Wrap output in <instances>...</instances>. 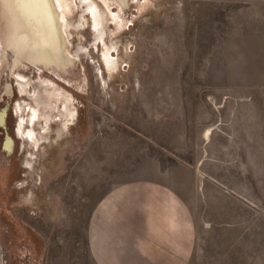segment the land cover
I'll return each mask as SVG.
<instances>
[{"label": "rangeland", "instance_id": "rangeland-1", "mask_svg": "<svg viewBox=\"0 0 264 264\" xmlns=\"http://www.w3.org/2000/svg\"><path fill=\"white\" fill-rule=\"evenodd\" d=\"M59 1L51 18L0 3V264H89L88 214L108 185L134 178L140 137L181 156L179 178L189 169L208 249L264 254V0H92L97 48L91 16ZM42 81L56 108L42 106L51 122L34 150L16 134V104Z\"/></svg>", "mask_w": 264, "mask_h": 264}, {"label": "crops", "instance_id": "crops-1", "mask_svg": "<svg viewBox=\"0 0 264 264\" xmlns=\"http://www.w3.org/2000/svg\"><path fill=\"white\" fill-rule=\"evenodd\" d=\"M139 140L134 178L108 185L88 214L89 264H264L253 246L241 256L215 245L208 249L206 229L200 232L192 214L199 201L191 195L189 169L187 179L179 178V155Z\"/></svg>", "mask_w": 264, "mask_h": 264}, {"label": "flooded vegetation", "instance_id": "flooded-vegetation-1", "mask_svg": "<svg viewBox=\"0 0 264 264\" xmlns=\"http://www.w3.org/2000/svg\"><path fill=\"white\" fill-rule=\"evenodd\" d=\"M89 1H91L93 3L92 0H89ZM60 7H61V5H60ZM97 8L100 10L98 5H97ZM85 15H88V14L85 13ZM68 25H69V22L66 21V26H68ZM102 26H104V23H103ZM103 31H104V28H103ZM104 33H105V31H104ZM104 38H105V36H104ZM94 39H95V37H94ZM99 43H100V41L94 43L93 44L94 47L97 48ZM11 72H12V77L14 78V80L19 85L24 84L26 86H30L32 84V80H30V79H28V78L16 73L14 70L11 71ZM39 85L41 86L40 91L36 92V94H35V96H34V98L32 100H30V101L29 100H21V101H19L16 104V107L19 109V113H20L18 115V121H17V124H16V134L21 139L22 138L25 139V138L36 137L37 136L36 133L32 132V130H34L33 129V124L38 122V121H40V120L43 121V124L45 123V126L41 127V134H39V135H45L46 131L48 130V124L51 122V120H50V122L48 123V121L46 122V118L44 119V117H47V114H46L45 111H43L42 106H44L45 110L48 107H45V105L42 104V102L44 100H42L40 98L41 97V91L44 92V88H45L44 81H42ZM36 105H37V107H36ZM50 107H52L54 109L56 108L55 105H51ZM66 109H68V110H66L64 112H60V113L57 114L59 116L58 119H60V120L64 119L63 122H62V125H61L63 130H65L68 127V125L71 124V122L73 120V115H74L73 112H68L71 109L70 105L68 106L66 104ZM51 113H52V111H51ZM41 116H44V117L41 119ZM21 124H23V127H21ZM20 128H21V130H20ZM24 130H26V131H24ZM8 145H9L8 142H6L4 144L3 147H4L5 150L8 149ZM32 161H33V159H32ZM32 161L31 160H29V162L26 161L25 164H24V167L26 169H32Z\"/></svg>", "mask_w": 264, "mask_h": 264}, {"label": "bare ground", "instance_id": "bare-ground-1", "mask_svg": "<svg viewBox=\"0 0 264 264\" xmlns=\"http://www.w3.org/2000/svg\"><path fill=\"white\" fill-rule=\"evenodd\" d=\"M95 4V5H94ZM61 4H60V1L59 0H57V4L54 6V5H52L51 3H50V6L46 9L47 10V14H48V16L51 18L52 17V11L53 10H56L57 8H59V6H60ZM78 6L79 7H83V9L81 10V12H82V15L83 14H85V13H87L88 15H90L91 16V20H92V23H93V27L96 29V35H95V41H94V43H96V42H99V41H102V42H104V36H105V33H104V31H103V19H102V12H101V10H99L98 8H97V4L96 3H92L91 1H89V0H78ZM54 18V17H53ZM104 44V43H103ZM102 44V45H103ZM106 49V48H105ZM107 55H109L107 52H106V50H105V52H104V58H105V62H107V65H109V62H110V60H109V56H107ZM24 68V67H23ZM26 68V67H25ZM14 69H11V71H13ZM99 73L101 74V68L99 69ZM45 93V92H44ZM44 97H45V95H44ZM46 98V97H45ZM39 104V103H38ZM42 104L43 105H45V107H49L50 105H48V100H44L43 102H42ZM40 105V104H39ZM36 107H37V105H36ZM38 112V111H37ZM21 127H23V124H21ZM20 130H21V128H20ZM24 131H26V130H24ZM32 132L33 133H35L34 132V130H32ZM208 135H209V132L207 131L206 133H205V138L207 139L208 138ZM45 135H37L36 137H31V138H22V139H24V140H26L27 142H28V144L29 143H32V147L34 148V150L36 149V147L43 141V140H45L46 141V139H45ZM41 140V141H40ZM31 157H33V155H31ZM31 161H32V158L30 159ZM29 162V161H28Z\"/></svg>", "mask_w": 264, "mask_h": 264}, {"label": "snow or ice", "instance_id": "snow-or-ice-1", "mask_svg": "<svg viewBox=\"0 0 264 264\" xmlns=\"http://www.w3.org/2000/svg\"><path fill=\"white\" fill-rule=\"evenodd\" d=\"M0 3H12L21 8L47 9L51 0H0Z\"/></svg>", "mask_w": 264, "mask_h": 264}]
</instances>
